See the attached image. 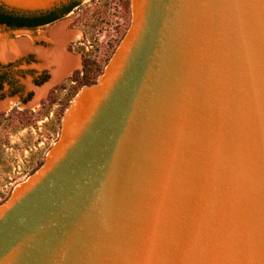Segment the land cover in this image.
<instances>
[{"label":"water","instance_id":"obj_1","mask_svg":"<svg viewBox=\"0 0 264 264\" xmlns=\"http://www.w3.org/2000/svg\"><path fill=\"white\" fill-rule=\"evenodd\" d=\"M72 13L14 36L0 26V66L18 60V86L34 91L11 108L34 110L76 69ZM0 264H264V0H131L103 74L0 204Z\"/></svg>","mask_w":264,"mask_h":264},{"label":"rangeland","instance_id":"obj_2","mask_svg":"<svg viewBox=\"0 0 264 264\" xmlns=\"http://www.w3.org/2000/svg\"><path fill=\"white\" fill-rule=\"evenodd\" d=\"M125 5L126 0H88L80 5L68 22V31L79 33L80 38L69 42L67 51L80 59L86 53L106 66L131 24V0L130 9ZM70 76L54 87L66 85V92H57L59 102L74 86L69 81ZM66 98L68 100L69 96ZM15 105L17 112H28V115L14 118L17 131L9 126L0 127V204L9 199L16 184L43 165L47 153L59 140L62 120L69 108L61 115L60 103L54 106L47 104L43 111L39 106L30 110ZM48 111L49 117L44 118L43 114Z\"/></svg>","mask_w":264,"mask_h":264},{"label":"trees","instance_id":"obj_3","mask_svg":"<svg viewBox=\"0 0 264 264\" xmlns=\"http://www.w3.org/2000/svg\"><path fill=\"white\" fill-rule=\"evenodd\" d=\"M80 4L77 2H72L71 4L67 6H63L61 8H58L51 13V15L45 19H39L35 20L29 17V15H20L16 13H10L4 10L3 8H0V26L6 25L11 28L16 29H34L38 26H44L49 24H54L62 19H64L66 16H68L70 13L74 11L75 8L79 7ZM126 8L130 9V0H126ZM49 14V13H48ZM120 44V43H119ZM116 51V50H115ZM114 51V52H115ZM114 54V53H113ZM112 54V56H113ZM111 59V58H110ZM109 62V61H108ZM107 62V63H108ZM107 65V64H106ZM106 66H102L96 58L91 57V55H88L86 53H83V70L77 71L71 78L70 83L74 84L73 87L70 88L68 91V100L67 95L63 99L62 102H59L57 99V93L55 91H61L66 92V85L62 84L58 88H56L55 91L52 92L49 99L43 103L42 111L45 110L46 105L54 106L57 103H60L61 106V115H63L64 111L69 106V103L74 99L81 89L90 87L94 85L98 78L103 74L104 69ZM16 114V115H15ZM14 114V118L19 116L20 118H23L28 115V112H16ZM32 115V114H31ZM44 118L49 117V111L43 114ZM13 118V117H12ZM13 118V121L9 122L8 126L12 129L17 131L15 119Z\"/></svg>","mask_w":264,"mask_h":264},{"label":"flooded vegetation","instance_id":"obj_4","mask_svg":"<svg viewBox=\"0 0 264 264\" xmlns=\"http://www.w3.org/2000/svg\"><path fill=\"white\" fill-rule=\"evenodd\" d=\"M50 15H51V13H49V14L48 13H46V14H35V15H29V17L32 18V19H35V20H39V19H45V18L49 17ZM54 24L38 26V27H36L34 29H26V28L16 29V28L8 27L6 25H1V26H5V29H3V30L8 32V33H10V36H14L13 33L16 32V31L30 30V31L34 32L35 30H37L39 28H45L47 26H52ZM34 46H37V45L35 44ZM35 55L36 54L32 52L31 54L28 55V59L34 58ZM80 60H81V68L76 70V71H74L71 74V76L69 77V79L77 71H82L83 70V56H82V59H80ZM16 63H18V60H16L15 63H13V64H16ZM13 64L10 63L7 66H0V105H2V104H7L8 105L7 109H0V127H3V128L8 127L9 122L13 121L14 114L17 111H19V110L14 108L17 105H13L14 107L11 108L12 105H9V103H6L5 100L6 99H9V100L16 99V100H18V104H21L22 106H26L32 101V99L34 97V91L33 90L29 91L27 94H25L24 92L21 91V88L23 89V87H19L18 86V74H19V71H18V69H15V70H11L10 69L11 67H13ZM48 79H49L48 73L46 72V70H43L42 73L38 77L32 79L31 85L34 88H39L41 85L46 83ZM55 90H56V88L49 90L47 95H46V97L40 99V101L38 103L39 104L38 106L41 109H43L42 108L43 103L46 102L49 99V97L51 96L52 92L55 91ZM55 92L57 93L58 91H55ZM10 104H11V102H10ZM8 109H10V111ZM7 110L9 112H7Z\"/></svg>","mask_w":264,"mask_h":264},{"label":"bare ground","instance_id":"obj_5","mask_svg":"<svg viewBox=\"0 0 264 264\" xmlns=\"http://www.w3.org/2000/svg\"><path fill=\"white\" fill-rule=\"evenodd\" d=\"M67 31H68V24H67ZM68 32H69V33L71 34V36H72L70 42H72V41H76V40H78V39L80 38L79 33L74 32V31H68ZM67 52H68V51H67ZM76 60H77V66H76V69L81 68V61H80V58H79V57H76ZM76 69H75V70H76Z\"/></svg>","mask_w":264,"mask_h":264}]
</instances>
